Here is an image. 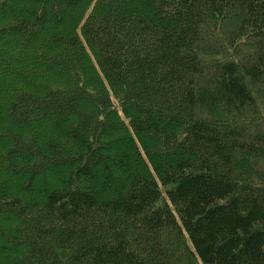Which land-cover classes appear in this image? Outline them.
I'll list each match as a JSON object with an SVG mask.
<instances>
[{"label": "trees", "instance_id": "trees-1", "mask_svg": "<svg viewBox=\"0 0 264 264\" xmlns=\"http://www.w3.org/2000/svg\"><path fill=\"white\" fill-rule=\"evenodd\" d=\"M6 33L2 264H264V0H0Z\"/></svg>", "mask_w": 264, "mask_h": 264}, {"label": "rangeland", "instance_id": "rangeland-1", "mask_svg": "<svg viewBox=\"0 0 264 264\" xmlns=\"http://www.w3.org/2000/svg\"><path fill=\"white\" fill-rule=\"evenodd\" d=\"M18 4H20V2H18L17 4L16 3H14L13 2V5H12V7L14 6L15 8H16V6H18ZM34 8V7H33ZM55 9L57 8L56 6L54 7ZM65 9H66V7H64V6H62V7H60L58 10L60 11H65ZM44 37H46V35L44 36ZM7 38H9V34H4V36H2V40H3V43L0 45V48H3V49H5L6 50V52H7V54H6V62H5V64L4 65H7V66H9V70L10 71H12L13 70V73L12 72H4L3 70H1V66H0V87H4V86H7V88H8V86L10 85V84H14L16 81V77H18V78H26L27 77V75H28V73H29V71H31V70H33V66H31L30 65V63H28V62H26V63H24L23 62V60H24V56H16L15 54H14V52H12V49L11 48H8V49H6V47L4 46V40H7ZM26 47H27V49L30 51V57H32V56H34V55H36V54H38V51H34V48L33 47H30L29 45H27V44H24ZM35 52V53H34ZM9 56H11V57H14L15 59L14 60H11L10 58H8ZM26 59V58H25ZM26 61V60H25ZM21 62H23V63H21ZM21 63V64H20ZM12 98L14 99V95H13V93H12V91H9V89H5L3 92H0V105L1 106H4V105H6L7 103H8V101H10V100H12ZM48 106H49V103L48 102H46L45 100H40L39 102H38V106H37V109H36V111L34 112V117H38L39 116V112L41 111V110H46L47 108H48ZM5 111H6V109H5ZM6 114V112H4L3 113V115H5ZM27 117H30V115L28 116V115H26ZM47 124L45 125H41L40 126V130L43 132V133H45L44 135H42V133H41V138L40 139H44L45 138V135H47L48 133L47 132H45V131H48V129H47ZM40 131V132H41ZM171 151V149H166V150H163L162 151V154L164 155V156H166V155H168L169 154V152ZM53 164L52 163H46L45 165H44V167H42L40 170L41 171H43L44 169H48V171H50L51 169H49V168H51V166H52ZM50 175H48V174H44V176L43 177H46V179H47V181H49V179H50V177H49ZM42 178V177H41ZM19 184H23V183H26V175L25 174H21V175H19L16 179H15ZM38 183L39 182H41L40 180L39 181H37ZM36 182V183H37ZM42 197L40 196V195H38V196H36V195H34V196H30L29 197V199H38V200H42L41 199ZM28 199V200H29ZM5 213H0V219H2L3 220V218H10V217H8L6 214L4 215ZM0 244H2V242H0ZM3 258H5L4 256H3ZM2 256L0 257V264H2Z\"/></svg>", "mask_w": 264, "mask_h": 264}]
</instances>
